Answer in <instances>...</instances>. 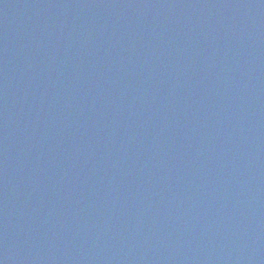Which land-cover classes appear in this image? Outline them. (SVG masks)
I'll return each instance as SVG.
<instances>
[{
	"label": "water",
	"instance_id": "water-1",
	"mask_svg": "<svg viewBox=\"0 0 264 264\" xmlns=\"http://www.w3.org/2000/svg\"><path fill=\"white\" fill-rule=\"evenodd\" d=\"M0 264H264V0H0Z\"/></svg>",
	"mask_w": 264,
	"mask_h": 264
}]
</instances>
